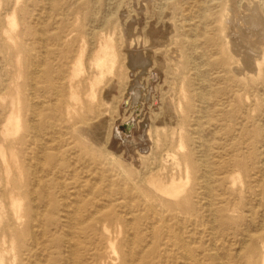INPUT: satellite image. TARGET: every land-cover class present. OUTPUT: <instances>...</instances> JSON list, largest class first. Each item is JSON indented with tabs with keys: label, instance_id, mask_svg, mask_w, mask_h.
Here are the masks:
<instances>
[{
	"label": "rangeland",
	"instance_id": "374dc122",
	"mask_svg": "<svg viewBox=\"0 0 264 264\" xmlns=\"http://www.w3.org/2000/svg\"><path fill=\"white\" fill-rule=\"evenodd\" d=\"M229 2L0 0V264H264V46Z\"/></svg>",
	"mask_w": 264,
	"mask_h": 264
},
{
	"label": "bare ground",
	"instance_id": "6f19581e",
	"mask_svg": "<svg viewBox=\"0 0 264 264\" xmlns=\"http://www.w3.org/2000/svg\"><path fill=\"white\" fill-rule=\"evenodd\" d=\"M252 4H254L252 7H246V6H243V8L244 9H247L246 11V14H242V15H240L239 13H238V11H237V9H236V6H235V1L234 0H230V2H229V6H228V8L226 9V17L225 18H230L233 22H232V24H231V28L233 29V30H236V33H237V31H240V30H243V29H241L242 27H241V21H242V23H244L245 22V24H247V26L248 25H250V24H252V25H254V26H257V27H259V28H255L254 29V27H253V29H254V31H253V34L250 36V35H243L242 37H241V39H242V41H243V43H247L248 45H249V49H250V51L253 53H251L252 55L251 56H253V55H257V56H260V54H261V50H262V48H263V46H264V18H263V15L261 14V11H260V9H259V7H258V5L256 4V3H252ZM240 16H239V15ZM227 21V20H226ZM229 22V21H228ZM229 23H231V22H229ZM245 24H243L244 26L243 27H245ZM248 27H250V26H248ZM247 27V28H248ZM230 28V26L228 25V24H224V31L226 32V31H228L227 29H229ZM246 28V27H245ZM252 28V27H251ZM249 29V28H248ZM256 30H258V32L256 31ZM231 31V30H230ZM252 32V31H251ZM235 33V32H234ZM231 34V33H230ZM227 35H228V37H229V33L227 32ZM230 39V38H229ZM231 42V41H230ZM234 42V41H233ZM239 42H241V41H239ZM239 42H237V44H239ZM231 44H233L232 42H231ZM235 44H236V41H235ZM235 44L233 45V48H235L234 46H235ZM237 46V45H236ZM236 49V48H235ZM238 49V48H237ZM234 50V49H233ZM241 50V49H240ZM242 51V50H241ZM244 52V51H243ZM234 53V55H236V56H238L239 57V50H235V52H233ZM241 54H243V53H241ZM245 54V53H244ZM246 55V54H245ZM244 55V56H245ZM249 55V54H248ZM254 57V56H253ZM132 58V57H131ZM134 58V57H133ZM141 58V57H140ZM244 58H246V57H244ZM137 59V58H136ZM250 59V58H249ZM133 60V59H132ZM131 59L129 60V61H132ZM135 60V59H134ZM246 60V59H245ZM253 60V59H252ZM255 60V59H254ZM138 61V60H137ZM243 61H244V59H243ZM242 61V63H243V66L245 67V63ZM133 62V61H132ZM142 62V59H140V62L139 63H141ZM246 62H247V60H246ZM36 63V62H35ZM130 63V62H129ZM134 64V63H133ZM136 64V63H135ZM134 64V65H135ZM142 64V63H141ZM246 64H249V63H246ZM247 66V65H246ZM248 66H250V65H248ZM252 66V65H251ZM254 67V66H253ZM253 67H251V68H253ZM248 68V67H247ZM42 72V71H41ZM135 88V87H134ZM53 91H55V89L53 90ZM132 91H136V90H132ZM55 92H57V91H55ZM57 94V93H56ZM91 95H93V93L91 94ZM11 118V117H10ZM10 118H9V120H10ZM38 137V136H37ZM43 149V148H42ZM41 151V150H40ZM42 153V152H41ZM159 219V218H158ZM188 260V259H187Z\"/></svg>",
	"mask_w": 264,
	"mask_h": 264
}]
</instances>
